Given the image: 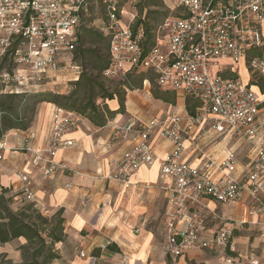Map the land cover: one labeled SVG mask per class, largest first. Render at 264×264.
Here are the masks:
<instances>
[{
  "label": "built area",
  "instance_id": "built-area-1",
  "mask_svg": "<svg viewBox=\"0 0 264 264\" xmlns=\"http://www.w3.org/2000/svg\"><path fill=\"white\" fill-rule=\"evenodd\" d=\"M93 1L0 0L2 91L37 93L56 83L64 70L76 69L78 74L77 31ZM165 1L170 10L178 11L159 23L155 43L146 51L145 32H134L137 16L125 8L124 1L100 0L107 17L102 31L109 37L110 48V64L103 75L126 78L132 68L151 69L160 87L198 99L200 108L196 114L177 113L145 124L131 120L125 130L136 131V141L123 151L106 177L131 188L138 169L156 159L151 139L154 132L169 139L172 149L160 168V179L168 189L166 252L179 258L198 247H216L226 264H233L237 259L236 232L253 224L247 215L261 214L260 236L264 238V138L254 144L264 132V0ZM239 63H244L246 78L240 75ZM82 120L75 111L55 105L47 145H34L37 132L30 127L23 146L17 149L48 178L60 169L71 172L58 154L75 145V139L67 135ZM199 121L204 135L213 130L248 141L252 146L247 162L241 163L231 149L219 160L209 158L194 166L187 162L184 149ZM8 147L5 139L0 141V159ZM19 189L24 201L36 204L28 173L20 174ZM245 191L253 204L239 220L229 219L205 201L237 203L244 199ZM209 222L214 231L202 238ZM79 254L87 256L84 249ZM126 259L127 254L125 263ZM259 262L251 259V264Z\"/></svg>",
  "mask_w": 264,
  "mask_h": 264
},
{
  "label": "crops",
  "instance_id": "crops-1",
  "mask_svg": "<svg viewBox=\"0 0 264 264\" xmlns=\"http://www.w3.org/2000/svg\"><path fill=\"white\" fill-rule=\"evenodd\" d=\"M238 65L244 69V63ZM132 72L150 73L159 89H152V81L145 76L141 86L130 90L124 86V110L119 109L121 104L118 96L106 101L109 109L116 111L115 116L107 123L97 126L88 119L80 121L75 130L67 135L75 139V145L58 154L60 159L72 168L71 172L60 169L52 178L44 176L26 161L23 153L17 149L23 146L28 136L27 130L13 128L5 134L4 139L9 147L2 152L0 159V194L3 190H8L7 196L11 198L12 205L24 202L19 189L20 174L28 173L33 180L37 206L46 212L54 207L63 209L66 237L57 247L60 249L61 261L65 264H188L187 259L192 260L202 250L218 252L216 247H198L179 258H174L166 252L167 231L164 213L168 208V189L160 179V168L164 156L172 149L169 139L161 138L157 131L154 132L151 139L156 159L152 164L138 169L132 177L131 188L106 177L112 172L123 151L131 148L136 141V131L125 130L131 120L145 124L151 119L164 120L177 113L192 115L189 106L195 109L194 114L200 108L198 99L178 90L160 87L153 70L132 68L128 75ZM244 74L247 75L246 70ZM58 82L57 80L53 84ZM0 86L1 92L5 93L1 84ZM252 86L255 89L258 87L254 82ZM159 92L164 93L165 97H157ZM188 98L192 99L190 103L187 102ZM54 106V103L41 105L36 122L30 126L35 127L37 132L33 140L37 148L47 145ZM202 124L199 121L192 137L186 143L184 158L187 162L194 166L204 164L209 158L219 160L227 149L235 150L241 163L247 162L252 146L248 141L227 133L222 135L213 130L204 135L200 131ZM263 138L264 132H260L254 144ZM241 169L242 167L239 168L238 174ZM205 201L234 220L246 217L248 205L253 204L247 191L244 199L237 203L221 204L213 199ZM162 214L166 231L163 236L159 231L163 222ZM247 217L253 224L245 225L242 230L236 232L234 245L239 248L250 247L249 255L248 251L246 255L239 254L249 263L251 259H259L261 262L264 257L260 249V243H264V238L260 236L259 224L262 216L257 214ZM213 229L214 224L209 222L202 238L211 236ZM250 237L258 239V242L250 243ZM10 243L7 242L4 246L0 244V248L10 252L8 247H5L11 246ZM81 249L86 251V257L80 256ZM125 254L128 255L127 263L124 262ZM220 255L223 257L221 251Z\"/></svg>",
  "mask_w": 264,
  "mask_h": 264
},
{
  "label": "trees",
  "instance_id": "trees-1",
  "mask_svg": "<svg viewBox=\"0 0 264 264\" xmlns=\"http://www.w3.org/2000/svg\"><path fill=\"white\" fill-rule=\"evenodd\" d=\"M148 1H145L144 4L157 5L156 1ZM154 13L155 11H148L146 17L136 21L133 27L134 32L138 29H142L145 32L143 45L146 51L149 50V46L155 43L156 35L151 34L148 23V19L153 17ZM166 17L168 16L165 15L162 20ZM77 33L78 42L82 41L83 33L80 32V29H78ZM84 34L96 41H101L105 54L103 59L98 62V66L95 68L96 71L84 70L79 78L72 83V89L67 94L45 89L37 93L18 95L8 92L2 93L0 86V141L5 138V134L10 129L17 128L28 131L36 113V105L43 101L54 103L56 106L66 110H73L83 119H88L97 126L104 125L115 116L116 111L109 109L106 103L107 100L115 99L118 96L121 104L119 109L124 110L125 90H119L117 86L114 90H111L106 84V80L109 78L103 75L104 70L110 64L109 37L102 31V27H99L98 31L85 29ZM91 51L89 50V52ZM145 76L151 81L155 80L150 73H145L142 78L144 79ZM121 84L124 87L128 86L129 82L125 81ZM27 97L32 103H27L25 108H29L33 114L30 117H22L21 112H19V106ZM157 97L164 98L165 94L159 92ZM191 100V98H188L187 102L190 103ZM189 111L190 113H195V109L190 106ZM7 192L8 190H3L0 194V243L11 242L22 237L26 240L25 243L20 244L17 248L21 251L22 260L17 262L12 258H8L7 264H60L62 256L57 244L63 242L66 237L64 233L66 218L63 217V209H58L55 215L47 216L43 214L42 208L26 200L22 202L25 206L15 209L10 204L11 198L7 196ZM3 256L8 257V254L4 253Z\"/></svg>",
  "mask_w": 264,
  "mask_h": 264
},
{
  "label": "rangeland",
  "instance_id": "rangeland-1",
  "mask_svg": "<svg viewBox=\"0 0 264 264\" xmlns=\"http://www.w3.org/2000/svg\"><path fill=\"white\" fill-rule=\"evenodd\" d=\"M123 1H124L125 8L130 13H133L135 14V16H137L136 21H138L140 18L143 19L144 17H146V13L148 11H151V10L155 11V13L152 15L153 17L148 19V23L150 25V31L152 35L155 34V29L157 25L165 17V15L166 16L174 15L178 11L177 9L170 10L165 0H153L157 2L156 3L157 5L144 4L145 1L149 2L148 0H123ZM167 2L169 3V0H167ZM82 18H83L82 23L79 29H80V32L83 33V39L82 41H79L76 46V54H77L76 62L77 64L80 65L79 73L77 74L76 69L65 70L63 73H61L58 79L56 78L59 82L57 84L47 85L45 87L46 90H52V91L54 90L60 93L67 94L72 89V86H73L72 83L79 78L80 74L84 70L88 69V71H96L95 68L96 66H98V62L101 61V59H103L105 50H103L102 48L103 45L101 41L99 40L96 41L95 39L84 34L85 29H93L95 31H98L99 27L101 28L104 22L107 21L106 10L102 2H100V0H94L92 4L90 5L89 11ZM89 50H92V51L89 52ZM239 68H240L239 69L240 75L246 78V76L248 75L244 74L245 70L243 69V67L239 66ZM142 75L144 74H139V73L136 74L135 72H132L130 73V75L126 77L127 79L121 78V77H115L113 80L107 79L106 84L107 86H109L111 90H114L116 86L118 87L119 90H125L123 87V84L121 83L126 81L127 83L129 82V84H127L128 85L127 87L130 90L134 87H138L142 85L143 83ZM152 89H159L154 81H152ZM27 103H32L29 97L23 100V103L19 106V112H21L22 117H30L33 114L32 112H30L29 108L28 109L25 108L27 106ZM46 103H49V102L43 101V102L38 103V105H36V113L34 114L33 121L30 124L31 126H33L34 123L36 122V119L38 117L39 107L41 105H45ZM243 145H245V143H243ZM12 206L16 209V208H21L25 206V204L16 203ZM49 209L50 211L48 212L43 210V214L47 216L55 215L59 207H54V208H49ZM161 216H162L163 222L161 225V229L159 231L160 233H162V236H163L166 231H165V224H164V216L163 214ZM23 240L25 239H14L10 243L11 246L6 245L5 247H8L9 249L8 251L10 252H6L0 248V264H7L8 258L10 259L12 258L14 261H17V262L22 260V256L20 255L21 252L17 251V248L20 244L26 242V240L25 241ZM249 242L257 243L258 239H254L253 237H250ZM4 244L5 243H2L3 246ZM260 244H261V247H260L261 254L264 255V243H260ZM249 248L250 247H245V246H242L239 248L238 246L237 252L234 253V256H236L237 259L236 261H234L233 264H251L249 263L248 260L244 259L243 256L242 257L239 256L240 253L241 254L243 253L244 255H246L245 253L247 251L249 252L248 253L249 255L250 254ZM4 253H7L8 257H4L3 256ZM224 258L220 255V249H218V252H214V251L210 252L208 250H202L200 253H198L195 256V258H193L192 260L187 259V261H188V264H226V260H224ZM262 259L263 260L259 262V264H264V257H262ZM59 263L65 264L61 260Z\"/></svg>",
  "mask_w": 264,
  "mask_h": 264
}]
</instances>
